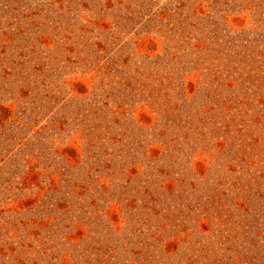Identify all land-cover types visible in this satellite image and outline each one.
<instances>
[{"label":"rangeland","instance_id":"obj_1","mask_svg":"<svg viewBox=\"0 0 264 264\" xmlns=\"http://www.w3.org/2000/svg\"><path fill=\"white\" fill-rule=\"evenodd\" d=\"M0 264H264V0H0Z\"/></svg>","mask_w":264,"mask_h":264}]
</instances>
